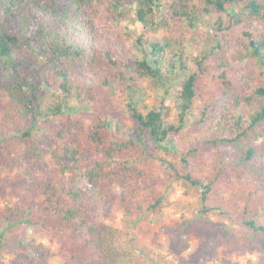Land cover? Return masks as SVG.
Listing matches in <instances>:
<instances>
[{
    "label": "trees",
    "instance_id": "trees-1",
    "mask_svg": "<svg viewBox=\"0 0 264 264\" xmlns=\"http://www.w3.org/2000/svg\"><path fill=\"white\" fill-rule=\"evenodd\" d=\"M99 1L0 0V183L6 168L26 180L41 179L31 183L30 199L6 208L0 255L9 248V232L15 227L44 225L57 218L59 233H73L84 241L73 257L74 264H133L134 251L125 246L120 229L93 223L95 202L81 181L97 191L107 220L114 217L118 205L134 207L140 188L151 196V209L160 207L163 199L154 187V177L142 164L152 155V148L167 150L186 124L187 112L200 95L199 75L189 68L177 44L162 43L147 33L180 24L196 29L206 17L213 20L216 37L225 30L241 33L236 40L249 52L247 71H235L242 93L232 94V47L217 59L221 92L230 96L214 117L213 123L222 130L214 141L220 148L217 161L233 171L239 182L252 186L250 201L257 196L264 199V30L257 27L264 23V0H106L110 21H120L125 3L133 4L141 30L133 53L101 25ZM18 21L26 26L24 36L15 31ZM217 48L222 50L221 43ZM209 54L204 52L198 62L202 74L208 71ZM137 79L167 95L176 85V100L181 101L179 125L160 108L154 106L144 113L129 104L134 124L121 118L114 126L110 119L96 116L87 134L91 149L85 148L78 134L80 123L74 118L79 110L74 98L96 101L98 90ZM54 81L58 83L54 101L43 108V88ZM43 125L47 131L37 133ZM201 152L202 145L197 143L187 155L199 159ZM161 161L170 171V181H182L188 190L200 187L203 203L209 200L212 183L192 173L184 175L176 163ZM242 224L253 235L262 236L251 240L264 252V227L254 220ZM211 247L212 242L206 243L198 258L210 254Z\"/></svg>",
    "mask_w": 264,
    "mask_h": 264
},
{
    "label": "rangeland",
    "instance_id": "rangeland-1",
    "mask_svg": "<svg viewBox=\"0 0 264 264\" xmlns=\"http://www.w3.org/2000/svg\"><path fill=\"white\" fill-rule=\"evenodd\" d=\"M107 6L106 0L99 1L101 25L113 35L118 44L126 45L133 53L136 37L141 32L133 4L125 3L121 9L124 18L120 21L108 19ZM205 19L196 29L180 24L174 28L147 33L149 37L162 43L177 44V49L188 59L189 68L199 75L197 89L200 95L187 112L186 124L172 138L167 150L152 148V155L142 164L154 177V187L163 199L160 207L157 210L151 209V196L140 188L134 207L118 205L113 211L114 217L107 220L106 209L101 204L97 191L81 181V185L90 192L95 202L93 223L111 224L120 229L125 246L134 251L133 264L142 261L144 264H264V252L251 240L262 236L253 235L242 224L246 220H254L257 226L264 227V199L260 196L253 201L248 199L252 186L239 182L233 171L218 164L217 153L220 148L214 145L222 131L213 123L214 117L219 115L230 98L221 92V81L217 79V59L224 49L232 47L230 57L234 70L229 74L234 82L232 94L242 93L240 79L235 71H247L249 52L242 50L236 40L241 33L232 34L225 30L216 37L213 20L209 17ZM14 27L21 36L27 32L22 21L14 22ZM257 27L264 30V23ZM21 29H24L22 33L19 32ZM218 43H221L222 50L217 48ZM204 52L209 54L205 61L208 71L202 74L198 62L203 59ZM57 85L54 81L53 87L44 86L43 108L54 101L53 94ZM176 90L175 85L171 94L167 95L163 89H154L147 81L137 79L98 90L96 101L77 95L73 103L79 110L74 118L80 123L81 130L78 134L85 148L91 149L87 134L96 116L110 119L114 126L121 118L128 125H133L129 104L135 105L144 113L154 106L160 108L168 120L179 125L181 101L176 100ZM38 129L37 133L44 129L47 131L44 125ZM197 143L202 145V152L199 159H193L187 153ZM183 157L188 159L190 165L184 163ZM161 160L176 163L184 175L192 173L195 178L212 183L214 190L209 200L203 203L200 187L188 190L182 181H170V171ZM47 166L52 169V162L47 160ZM196 167H201L202 171ZM1 175L0 226L4 227L6 208L30 199L31 183L38 184L41 179L37 177L33 181L26 180L21 173L7 168ZM56 225L57 218H50L44 225H21L12 229L9 232V248L0 255V264H74L73 257L83 248L84 241L73 233H59ZM208 242H212L210 254L198 258L199 250Z\"/></svg>",
    "mask_w": 264,
    "mask_h": 264
}]
</instances>
